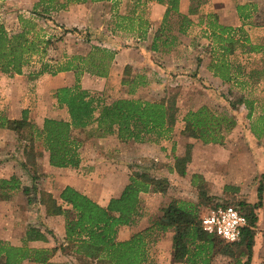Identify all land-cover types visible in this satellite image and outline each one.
I'll list each match as a JSON object with an SVG mask.
<instances>
[{
	"label": "rangeland",
	"instance_id": "374dc122",
	"mask_svg": "<svg viewBox=\"0 0 264 264\" xmlns=\"http://www.w3.org/2000/svg\"><path fill=\"white\" fill-rule=\"evenodd\" d=\"M8 1L0 0V21L9 31L20 28L18 17L22 15L35 23L39 36L51 37L42 56L44 60L56 63L67 55H85L91 52L94 45L116 52L108 76L98 77L87 72L80 74L81 86L92 94L106 101L118 97L149 100L173 97L178 110L169 137L157 142L149 141L152 148L147 151L132 147L133 143L118 144L112 138L106 139L109 135L97 136L92 132L94 124L72 131L79 142L80 163L76 168L53 174L46 169L47 153L37 133L40 127L35 120L67 117L64 109L55 104L52 91L58 84H72V72L44 73L30 79L28 72L38 67L36 55L18 77L0 72V99L8 94L18 108L24 106L22 110H27L26 118L17 128H0V177L13 173L19 178L21 186L28 188L27 195L22 190L12 193V196L18 194L20 197L14 206L26 207L28 213H19L18 217L12 214L11 206L2 201L6 202L12 198L10 196L0 199L1 214L8 217L10 213L16 221L25 218L28 226L37 224L41 217L40 202L47 207L48 213L62 210V206L48 195L56 193L62 178L73 180L76 186L95 199L105 191L106 178L121 182L132 172L146 171L156 192H162L171 200L183 199L197 204L199 216L208 213L215 204L241 207L248 217L253 213L256 221L252 227V253L255 257L264 255V133L257 137L250 131V125L264 129V0H183L185 13L188 8L195 11L190 14L193 23L185 34L177 35L174 45L160 46L158 51L147 50L162 18V11L158 10L154 1L135 6L131 0L70 3L65 9L53 11L45 18L32 12L37 0ZM237 4L255 6L243 27L250 40L262 49L254 53H243L239 49L233 51L229 57L240 64L241 73L234 80L219 82L206 72L208 60L217 50L207 35L205 25L199 20L215 13L218 22L239 26ZM132 9L149 22L145 38L137 37L135 24L132 26L129 21L118 17L131 14ZM170 22L172 32L176 34L175 19L172 17ZM137 48L139 51H134ZM142 52L147 54L146 59L142 58ZM92 55L96 57L98 53ZM197 58L201 60L199 67H196ZM124 64L130 67L126 78L132 79L135 74L146 75V83L135 86L132 94L128 93V85L121 83ZM251 69L255 71L248 79L247 73ZM14 76L16 79L13 81L8 78ZM245 98L253 102L249 119L242 103ZM232 104L235 109H232ZM201 105L234 119L227 131L225 128L216 131L217 140L214 142L203 143L183 130L185 113ZM0 113L5 115L2 111ZM21 116L22 111L19 118ZM31 134L33 138L29 136ZM29 149L31 151L27 155L25 151ZM187 151L189 160L186 159ZM121 163H124L123 167L119 166ZM259 183L262 186L261 198L257 195ZM258 202L260 206L256 207ZM156 237H160V232L150 238L154 240ZM246 240L244 236L237 242L227 243L215 238L211 264H244ZM152 246L149 245L150 250ZM224 246L228 253L219 251ZM75 263L91 264L83 260Z\"/></svg>",
	"mask_w": 264,
	"mask_h": 264
},
{
	"label": "trees",
	"instance_id": "16d2710c",
	"mask_svg": "<svg viewBox=\"0 0 264 264\" xmlns=\"http://www.w3.org/2000/svg\"><path fill=\"white\" fill-rule=\"evenodd\" d=\"M88 1L102 0H37L32 7V12L45 18L53 11L65 9L70 3L81 4ZM131 1L135 6L149 0ZM150 1L163 7L159 26L154 31L147 48V50L158 51L160 46L174 45L177 42V35L187 32L193 23L190 14L195 11L193 8H188L187 13L182 12L179 9L180 0ZM235 9L241 21L239 26L218 22L215 13L208 14L205 20H199V23L203 22L205 25L207 35L217 50L216 53H212L206 68L222 82L234 80L241 73L240 64L235 63L229 57L233 51L239 49L243 53H254L262 49V46L250 40L243 27L245 21L252 16L255 6L252 5L251 8L250 4H237ZM134 11L135 9H132L131 14L118 15V17L129 21L132 26L135 24L137 37L145 38L149 22ZM172 17L175 19L176 34L170 27ZM18 19L20 28L17 31H9L0 21V72L8 76L22 74L32 63V57L36 55L38 67L28 72L30 79L44 73L56 75L59 72L70 71L74 76L72 84L58 86L52 91L55 104L64 109L67 117L65 119L44 117L37 132L47 153L48 165L57 170L51 173H62L69 168L78 167L80 163L79 142L73 137L72 131L85 129L91 124L95 125L92 132L97 136L115 134L122 142H157L169 137L177 120L178 106L173 97L158 100L118 97L106 101L81 86L80 74L83 72L98 77L108 76L116 54L114 50L94 45L91 52L85 55H67L62 61L51 63L50 60H44L42 57L47 45L51 42V37L39 36L34 28L35 23L31 19L22 15ZM92 53H98V55L95 57ZM197 61L196 67H199L201 60L197 58ZM129 69L127 64L123 67L121 83L128 85V93L132 94L135 86L146 83V75L135 74L132 79L126 78ZM254 71V69L248 71V79L253 77ZM241 84L247 85L246 82H241ZM242 103L247 109L246 117L251 118L252 100L245 98ZM231 107L235 109L233 104ZM26 111V109L22 110L20 118H9L0 113V128H17L26 118ZM183 122V130L187 131L189 136L208 143L217 140L216 131L220 132L222 128L227 131L230 128L229 125L234 123V119L217 113L206 105H201L197 109L188 110L183 116ZM250 131L257 137L264 133L263 128L257 129L253 125H250ZM29 136L32 137V134ZM30 151L31 149L25 153L28 155ZM188 151L187 160H189ZM181 173H184L183 170ZM150 178L146 171L132 172L128 175L120 194L110 197L106 205H101L86 194L82 188L74 184L73 180L62 178L58 197L61 200L60 204L66 207L61 210L65 214L66 238L77 242L76 252L97 258L100 264H146V245L150 237L155 233L170 230L172 232V261L211 264L215 237L203 231L200 225L198 205L187 200H171L160 208V215L153 218L148 227L133 233L126 240L116 239L118 227L131 223L140 214L139 194L155 191ZM17 190H22L26 195L28 193V188L21 186L15 174L0 177V199H8ZM261 192L262 186L259 183L258 198H261ZM48 195L52 198L50 194ZM26 201L29 203V200ZM217 205L215 204L214 207ZM257 206H260V202L256 204ZM239 210L246 215L241 207ZM247 221L239 238L240 240L244 236L247 237L244 264L251 262L254 237L252 227L256 221L255 215L252 213L249 217L247 216ZM38 239L44 240V234L36 226L30 225L20 245L0 240V264H21L24 260L45 263L50 250L27 244L28 241ZM219 251L228 253L225 246Z\"/></svg>",
	"mask_w": 264,
	"mask_h": 264
},
{
	"label": "crops",
	"instance_id": "0c3cea01",
	"mask_svg": "<svg viewBox=\"0 0 264 264\" xmlns=\"http://www.w3.org/2000/svg\"><path fill=\"white\" fill-rule=\"evenodd\" d=\"M1 1H4L6 3L9 2L8 0H1ZM182 3H183V0H180L179 9L185 13V10H183L182 8L183 7ZM155 5L156 7H158V10L163 12L162 6H159L158 4H155ZM138 49L139 48L135 49L134 51L138 52L139 51ZM121 51L120 53H122ZM142 54H144L142 58L146 59L145 55L147 54H145L144 52H142ZM125 65L126 64H124L122 68ZM113 66L115 67V65ZM206 72L213 79H217L219 82H221V80L218 77H214L210 73V71H208V69H206ZM15 76L18 77L20 75L15 74ZM14 77H8V78L12 79L13 81L14 79H16V77L15 78ZM61 84H58L56 87L61 86ZM2 98L3 99H0V109H1L0 111H2L9 118H19V115L21 114L22 108L24 106L18 108L14 100L12 99V96L8 94L2 96ZM35 121L37 125L41 127L42 118L40 119V121L39 120H35ZM111 138L116 140L118 144L125 143V142L119 141L115 134L109 135L106 139H111ZM131 143H133L132 147H135L136 149H138L137 147H140L147 151V149L152 148L149 141L141 142V143H138V142H131ZM144 154H147V153L144 152ZM123 165L124 163L119 164L120 167H123ZM46 167H47L46 168L47 171H50V172L57 171L54 167L48 165V163ZM117 178H119V175H117ZM104 181H105V186H104L105 191L103 192L102 196H100V198L94 199L101 205H106L110 197L118 196L120 194L123 186L127 182V177L121 182H118V180L117 179L115 180L114 178H106ZM64 185L65 183L63 184V186ZM58 193H59V190H57L56 193H53L51 196H52L53 201H56L57 203L60 204L61 200L58 197ZM139 198H140V208H139L140 214L137 215L131 223L126 224V225H120L118 227V230L116 233L117 240H126L133 233L142 231L143 229L148 227L151 223V220L155 218L156 216L160 215L161 213L160 208L162 206H165L171 200L169 196L163 195L162 192H159V191L158 192L156 191L141 192L139 194ZM19 199H20L19 195L16 194L12 196V198L6 200V202L5 200H2L4 203H7L11 206L10 210L12 214H14L16 217H18L19 213H22V212L28 213V208L24 207L21 209L17 206H14L16 201H18ZM39 206H40V214H41L40 221L37 224L33 223L31 225L36 226L40 230V232L44 234L45 239L28 241L27 244L32 247L46 248L50 250L48 253L49 257L45 263L35 262L32 260H24L22 261L21 264H76L75 262L78 260L90 261L91 264H100L97 262V258L87 256L84 253L76 252L77 242L70 241L66 238L65 216H64L65 214H63L62 211L48 213L47 207L43 203L40 202ZM61 206L62 208L65 207L64 205H61ZM28 223L29 222L25 218L21 219L20 221H16L12 216H10V213H9V216L6 217L0 212V240L9 241L13 245H20L24 239V235L28 227ZM171 236H172V232L169 230L165 232H160L159 238L156 237L154 240L150 238L148 240V243L146 245L147 247V263L146 264H190L184 261H172L171 260V251H172ZM149 245H153L152 250H150ZM250 263L264 264V255H262L261 257L257 255L255 257L254 253H252Z\"/></svg>",
	"mask_w": 264,
	"mask_h": 264
},
{
	"label": "built area",
	"instance_id": "2783aa9c",
	"mask_svg": "<svg viewBox=\"0 0 264 264\" xmlns=\"http://www.w3.org/2000/svg\"><path fill=\"white\" fill-rule=\"evenodd\" d=\"M247 222V216L239 207L230 204H218L200 216L203 231L225 242L239 240L242 228Z\"/></svg>",
	"mask_w": 264,
	"mask_h": 264
}]
</instances>
